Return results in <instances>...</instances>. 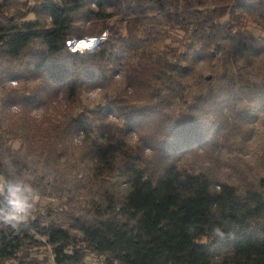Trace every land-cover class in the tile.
<instances>
[{
	"label": "trees",
	"instance_id": "obj_1",
	"mask_svg": "<svg viewBox=\"0 0 264 264\" xmlns=\"http://www.w3.org/2000/svg\"><path fill=\"white\" fill-rule=\"evenodd\" d=\"M42 10L0 14V160L40 194L27 227L0 230V264H41V248L53 264H264V150L256 169L221 154L246 157L264 117V0Z\"/></svg>",
	"mask_w": 264,
	"mask_h": 264
},
{
	"label": "clouds",
	"instance_id": "obj_2",
	"mask_svg": "<svg viewBox=\"0 0 264 264\" xmlns=\"http://www.w3.org/2000/svg\"><path fill=\"white\" fill-rule=\"evenodd\" d=\"M5 171L0 172V230H20L27 227L37 209L40 194L29 176L17 175L16 166L11 156L0 160ZM55 175L53 169L48 173L51 179ZM219 219V216L217 217ZM227 222L211 225L212 238L223 241L231 234L223 230ZM199 225L190 223L187 231L191 235L197 231Z\"/></svg>",
	"mask_w": 264,
	"mask_h": 264
},
{
	"label": "rangeland",
	"instance_id": "obj_3",
	"mask_svg": "<svg viewBox=\"0 0 264 264\" xmlns=\"http://www.w3.org/2000/svg\"><path fill=\"white\" fill-rule=\"evenodd\" d=\"M46 1L48 0H0V14H3L5 10H10L11 16H14L15 14H23L25 20H41L46 18V14L42 10L43 4ZM246 33L257 35L258 31L253 24L248 23ZM104 38H106L105 34L101 35V37L97 39ZM70 48L72 51L76 50L77 52H82V50H84V48L78 46V44H73L70 46ZM104 98L105 97L103 91L99 89L91 90L90 92L84 93L82 95L84 103L89 105H96L99 103V105H101L105 100ZM116 112V110L113 111L115 115ZM262 150H264V117L260 118L259 123L255 127L254 139L247 144L246 152H248V154L246 157L237 155L235 154V152H227L225 150L221 154L224 160L239 157L243 162H246V164L256 169V165L260 160ZM204 241H206V239H203L202 242L204 243ZM34 254L36 260H38L37 262L41 264H53L50 248L37 249L35 250ZM34 256L32 255V257Z\"/></svg>",
	"mask_w": 264,
	"mask_h": 264
},
{
	"label": "built area",
	"instance_id": "obj_4",
	"mask_svg": "<svg viewBox=\"0 0 264 264\" xmlns=\"http://www.w3.org/2000/svg\"><path fill=\"white\" fill-rule=\"evenodd\" d=\"M95 40H98V42L101 40V39H97V38H84V39H81V40H72V41H67L66 44L67 46L69 47V49L71 50L70 46L71 45H77L79 44L80 42H86L87 43V47H82L84 48V50L82 51H86V50H91L96 44H95ZM72 51V50H71ZM76 51V50H75ZM84 264H119V263H105L104 261H101V260H97L95 258H88L84 261Z\"/></svg>",
	"mask_w": 264,
	"mask_h": 264
},
{
	"label": "bare ground",
	"instance_id": "obj_5",
	"mask_svg": "<svg viewBox=\"0 0 264 264\" xmlns=\"http://www.w3.org/2000/svg\"><path fill=\"white\" fill-rule=\"evenodd\" d=\"M78 46H80V47H87L88 45H87L86 42H80V43L78 44Z\"/></svg>",
	"mask_w": 264,
	"mask_h": 264
},
{
	"label": "water",
	"instance_id": "obj_6",
	"mask_svg": "<svg viewBox=\"0 0 264 264\" xmlns=\"http://www.w3.org/2000/svg\"><path fill=\"white\" fill-rule=\"evenodd\" d=\"M78 40H81V39H78ZM98 42V40H95V44Z\"/></svg>",
	"mask_w": 264,
	"mask_h": 264
}]
</instances>
